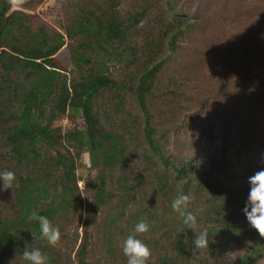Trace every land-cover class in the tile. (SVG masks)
Masks as SVG:
<instances>
[{"label":"trees","instance_id":"16d2710c","mask_svg":"<svg viewBox=\"0 0 264 264\" xmlns=\"http://www.w3.org/2000/svg\"><path fill=\"white\" fill-rule=\"evenodd\" d=\"M16 1L14 8L12 0H0V171L15 173L13 187L0 188V264H30L22 260L26 250H39L47 257L43 264H60L30 217L33 211L46 216L60 234L81 219L76 166L84 152L98 172L91 211L111 202L104 220L110 230L128 215L120 233L149 247L147 264H223L225 244L243 251L234 264H260L264 237L243 212L245 206L251 211L253 187L243 169L228 170L210 158L180 161L163 144L167 133L158 135L153 126V112L163 105L156 93L160 50L185 32L173 31L166 45L154 36L136 44L145 6L122 13L112 1L75 0L65 7L64 1L53 8L62 16L56 29L32 13L43 0ZM252 58L264 61V54ZM105 93L107 100H100ZM60 117L69 119L65 132L55 126ZM251 123L241 122L243 142ZM135 161L137 175L129 176ZM181 192L190 197L185 211L197 217L196 228L171 208ZM140 221L149 225L147 234L135 232ZM202 229L209 243L197 249ZM105 241L113 250L111 238ZM88 243L80 245L77 264H88Z\"/></svg>","mask_w":264,"mask_h":264},{"label":"rangeland","instance_id":"374dc122","mask_svg":"<svg viewBox=\"0 0 264 264\" xmlns=\"http://www.w3.org/2000/svg\"><path fill=\"white\" fill-rule=\"evenodd\" d=\"M95 1L115 2L119 5L117 11L122 13L146 7L147 14L137 27L140 40L137 39L136 44L154 36L158 43L164 41L166 45L173 31L185 32L172 48L166 47L159 53L164 65L156 93L163 97V105L153 112V126L158 135L167 133L163 144L172 156L180 161L192 160L194 164L210 158L228 170L230 165L242 168L248 177L264 168V157L261 156L264 61L252 58L255 52L264 54V0ZM12 2L16 8L17 1ZM74 2L43 0L32 13L39 21L58 29L62 16L54 13V6L64 3L65 7ZM107 94H102L100 100L106 101ZM248 120L252 122L251 134L243 142L240 126L242 121ZM55 126L65 132L70 128L69 119L60 117ZM135 142H140L139 138ZM136 166V161L129 163V176L137 175ZM97 174L89 154L84 152L76 166L81 219H75L73 226L61 233L59 241L53 245L60 254V264H77L76 254L84 239L89 242L88 264H124L128 261L121 253L128 235L119 230L126 226L128 215L110 230L104 220H109L105 215L113 208L111 202L98 209L96 214L91 211L98 185ZM107 237L111 238L113 250L121 256L118 259L113 250L107 248ZM242 255L241 249L230 244H225L221 252L223 264L237 263ZM260 264H264V259Z\"/></svg>","mask_w":264,"mask_h":264},{"label":"clouds","instance_id":"9594fccd","mask_svg":"<svg viewBox=\"0 0 264 264\" xmlns=\"http://www.w3.org/2000/svg\"><path fill=\"white\" fill-rule=\"evenodd\" d=\"M0 179L3 180L2 189H10L13 187L15 173L12 171H0ZM252 190L249 195L252 207L248 211L247 206L243 209L246 219L250 226L255 229L261 237H264V168L255 172L249 177ZM190 206V197L183 192L173 199L171 208L173 211L179 212L183 218V224L189 228L197 227V217L191 211H185ZM31 220L39 221L40 233L47 239L49 245H55L60 239V230L58 228H50L49 219L46 216H38L35 211L31 213ZM149 231V225L143 221L136 223L135 232L146 233ZM208 233L206 229H202L194 240V247L203 249L208 247ZM124 254L129 257L128 264H147L151 256L149 247L140 239L128 236L124 241ZM47 257L42 256L39 250L32 252L24 251L22 260L28 261L30 264H43Z\"/></svg>","mask_w":264,"mask_h":264}]
</instances>
